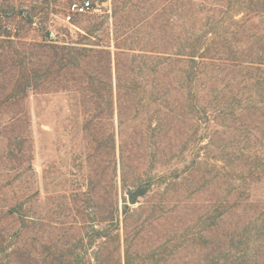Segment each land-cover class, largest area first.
I'll use <instances>...</instances> for the list:
<instances>
[{"label": "trees", "instance_id": "obj_1", "mask_svg": "<svg viewBox=\"0 0 264 264\" xmlns=\"http://www.w3.org/2000/svg\"><path fill=\"white\" fill-rule=\"evenodd\" d=\"M203 1L0 37V264H264V0ZM31 95L65 98L42 180Z\"/></svg>", "mask_w": 264, "mask_h": 264}, {"label": "rangeland", "instance_id": "obj_2", "mask_svg": "<svg viewBox=\"0 0 264 264\" xmlns=\"http://www.w3.org/2000/svg\"><path fill=\"white\" fill-rule=\"evenodd\" d=\"M79 1L82 0H0V15H6V19L4 20L7 23L18 24L20 26V33L16 35V38L14 39L15 41H48L46 38V32L50 30L52 31L53 39H57L60 42L65 41L67 43H75L81 40L80 33H83L82 28L88 20H93L94 22L105 21L109 24L108 26L111 27V24L114 21L113 19H111L113 13L112 10H114V3L116 2V0H93L96 5V10L93 13L83 16H75L72 24L66 23L64 21V16L67 13L70 5L74 2ZM123 1L126 2L128 0ZM197 2L199 4L205 3L203 0H197ZM36 5L41 8L42 13L37 14V17L35 18V22H37V25H34L22 19L21 11L24 9L32 12L33 7ZM208 8V10H214L211 5H209ZM208 10L203 11L204 13L202 15L204 17L209 16L215 19L224 18V20H228L227 14L220 13V9H218V13L216 14ZM45 17L46 19H44ZM242 18L243 15H237V20H241ZM261 20L264 21V19ZM155 23H159V21H155ZM155 32L158 31L155 30ZM99 33L101 35L100 39L102 40V43L105 42L107 40L106 36L101 31ZM111 45L112 51H115L113 43ZM47 100L48 101L43 103V109L45 113H43L42 115H38V111H40L38 110V103L34 98V95H31L30 97V106L32 110V130L37 141V155L36 160L34 161V165L36 171L39 173L40 180H42L41 176L43 167V157L52 154L54 158L50 159L57 160L56 158H58L60 153L58 152V155L55 158L56 149L55 146H53L54 140H56L55 135L57 133V131H55V128L56 130L61 129V125L57 122L52 121L51 112L54 108L63 107L65 105V98H63V96L61 95L51 96V98L49 97ZM61 131L62 130H59L58 132ZM42 140L43 142H41ZM42 147L44 153H42ZM2 149L3 143L0 140V152L2 151ZM63 171H65V169H63ZM71 178L73 179V177ZM131 190H133L134 193L137 192L134 188H132L130 190H127L126 193L123 194V197H125L126 199V203H128L129 205L130 203L127 196V192ZM141 201H143L142 198H137V204L134 206H130L137 207L139 206Z\"/></svg>", "mask_w": 264, "mask_h": 264}, {"label": "built area", "instance_id": "obj_3", "mask_svg": "<svg viewBox=\"0 0 264 264\" xmlns=\"http://www.w3.org/2000/svg\"><path fill=\"white\" fill-rule=\"evenodd\" d=\"M96 10V5L93 0H82L79 2H74L70 5L67 13L64 16V21L68 24L73 23V19L75 16H82L93 13ZM0 37H6L9 35L12 39L16 38V35L20 33V26L18 24H10L7 23L4 19H6V15H0ZM37 25V22L34 23ZM49 41V38L46 37Z\"/></svg>", "mask_w": 264, "mask_h": 264}, {"label": "water", "instance_id": "obj_4", "mask_svg": "<svg viewBox=\"0 0 264 264\" xmlns=\"http://www.w3.org/2000/svg\"><path fill=\"white\" fill-rule=\"evenodd\" d=\"M127 196H128L130 205L134 206L137 204L138 193H134V191L131 190L127 192Z\"/></svg>", "mask_w": 264, "mask_h": 264}]
</instances>
